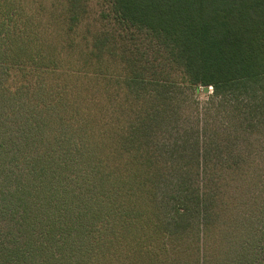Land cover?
I'll return each mask as SVG.
<instances>
[{"label": "trees", "instance_id": "trees-1", "mask_svg": "<svg viewBox=\"0 0 264 264\" xmlns=\"http://www.w3.org/2000/svg\"><path fill=\"white\" fill-rule=\"evenodd\" d=\"M7 101L0 264H264V152L229 151L264 130V0H0Z\"/></svg>", "mask_w": 264, "mask_h": 264}, {"label": "rangeland", "instance_id": "rangeland-1", "mask_svg": "<svg viewBox=\"0 0 264 264\" xmlns=\"http://www.w3.org/2000/svg\"><path fill=\"white\" fill-rule=\"evenodd\" d=\"M208 89L209 90L207 94H210L212 90L211 88ZM199 99H200L199 106L183 107L180 109L177 115V123H179V125L182 126H188V127L190 126L195 130L199 128L201 129L202 132L207 133L211 130V125L215 123V118L213 116L214 113L208 112L206 110L204 106V101H205L204 99L206 98L204 96H201ZM1 111L2 113L8 112L7 115L8 122L7 124L3 125L0 128V139L4 138V140L7 139L9 141L10 137L14 134V131L17 128L18 120L16 118V115H19V112L14 113V108H12V105L8 101L6 102V104L0 103V112ZM2 121H3V117H0V123ZM205 124H207V126H205ZM244 128L245 126H243V129ZM5 129H7V132H5ZM233 129H235V127ZM234 131H237V133L239 132L237 128ZM236 134L232 133V135H236ZM232 138L235 139L236 145L230 144L229 151L238 152L239 150V151H244L246 153H252L250 154V157L255 158L256 162L260 161L259 158L260 156L257 155H261V153L264 152V130H259V131L254 130L253 132L252 131L248 132L247 135L244 137L241 135H237V136H233ZM242 143L244 144L242 145ZM253 171L254 169L252 167L250 168L246 167L243 173L235 174L233 180H229L228 182L223 183L224 185H226L228 194H230L229 200L231 202H233V200L237 198L239 195H246V193L248 192H249L248 196H245L246 199L251 197L252 193L255 191L254 188H252V180L255 175ZM217 184H220L221 186V182L219 180L216 181V186ZM12 188H13L12 182L6 183L0 181V197H1V191H10L12 190ZM221 189L223 190V188ZM13 217L17 219L9 210L8 211L3 210L1 204V198H0V231L1 232L12 231L16 233L17 227L15 226V222H14L15 220L13 219ZM224 245H225L224 252L229 251L228 253L231 254L238 251L237 248L239 249V246H237L236 242H228ZM0 259L4 260L5 258L3 259L0 257Z\"/></svg>", "mask_w": 264, "mask_h": 264}, {"label": "water", "instance_id": "water-1", "mask_svg": "<svg viewBox=\"0 0 264 264\" xmlns=\"http://www.w3.org/2000/svg\"><path fill=\"white\" fill-rule=\"evenodd\" d=\"M208 90H209L208 88H204L203 89V93L207 94L208 93Z\"/></svg>", "mask_w": 264, "mask_h": 264}]
</instances>
